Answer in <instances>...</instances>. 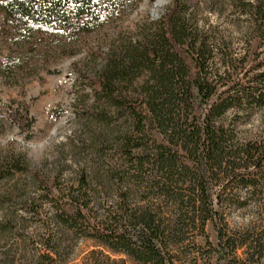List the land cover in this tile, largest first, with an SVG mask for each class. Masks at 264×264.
Segmentation results:
<instances>
[{"label": "rangeland", "instance_id": "rangeland-1", "mask_svg": "<svg viewBox=\"0 0 264 264\" xmlns=\"http://www.w3.org/2000/svg\"><path fill=\"white\" fill-rule=\"evenodd\" d=\"M156 1L125 0L99 28L68 38L21 32L0 11V264H36L43 253L36 247L47 209H35L37 215L25 212L37 196L36 172L56 178L62 187L74 183L81 172L88 174L92 202L98 208L113 203L117 188L129 189L133 203L151 201L161 228L173 231L164 245L174 264H256L258 258L264 260V189L259 196L229 182V192L212 206L213 221L201 227L192 222L197 207L190 202L192 176L183 179L187 184H178L176 199L159 197V192L149 189L156 183L151 145L143 141L146 147L133 150L130 160L125 158L120 149L129 121L93 100L87 79L102 69L104 56L110 51L118 53L139 33L152 35L158 30L157 24L171 6L167 0L154 16ZM247 1L182 0L173 22L186 32L203 31L220 39L222 49L239 58L249 40L242 14ZM25 110L28 127L22 130L8 119ZM236 117L234 112L225 116V124L233 130L232 144L264 137V108ZM134 157L145 164L132 166ZM258 183L264 188L261 179ZM48 228L56 231L53 226ZM219 233L230 239V248L224 252H219ZM60 239L56 246L60 260L53 255L52 264H138L80 234H63ZM242 241L252 249L241 246Z\"/></svg>", "mask_w": 264, "mask_h": 264}, {"label": "trees", "instance_id": "trees-1", "mask_svg": "<svg viewBox=\"0 0 264 264\" xmlns=\"http://www.w3.org/2000/svg\"><path fill=\"white\" fill-rule=\"evenodd\" d=\"M124 2L0 0V11L21 32L68 38L99 28ZM181 2L170 0L171 8L157 24L158 30L152 35L139 33L118 53L110 51L102 69L87 80L95 103L112 107L129 121L120 149L123 156L130 160L133 150L146 147L143 141L151 145L156 183L150 190L176 199L178 184H187L183 179L192 176L190 202L197 205L192 222L204 227L213 221L212 206L229 192V182L259 196L264 189L258 183L259 179L264 182V137L234 145L233 130L225 124L229 112L238 118L239 113L264 108V0L242 5L249 40L239 58L228 55L220 39L178 28L173 21ZM8 120L22 130L28 127L26 110ZM130 162L132 166L145 164L138 157ZM218 175L221 181L212 183ZM34 179L37 196L25 212L37 215L35 209H47L36 247L43 253L36 264H52L53 255L60 260L56 246L63 234H80L138 264H174L164 245L173 231L161 228L151 201L133 203L129 189L117 188L113 203L98 208L92 202L90 177L84 172L63 187L56 178L40 172ZM180 200L184 202L185 197ZM54 240L57 245H52ZM218 240L219 252L230 248V239L221 233ZM248 244L242 241L240 245L252 249ZM261 258L256 264H264Z\"/></svg>", "mask_w": 264, "mask_h": 264}, {"label": "bare ground", "instance_id": "bare-ground-1", "mask_svg": "<svg viewBox=\"0 0 264 264\" xmlns=\"http://www.w3.org/2000/svg\"><path fill=\"white\" fill-rule=\"evenodd\" d=\"M166 1L167 0H157L156 1V7L154 8V10H153V12H152V14L155 16L157 13H158V11H159V9L162 7V6H164L165 4H166Z\"/></svg>", "mask_w": 264, "mask_h": 264}, {"label": "water", "instance_id": "water-1", "mask_svg": "<svg viewBox=\"0 0 264 264\" xmlns=\"http://www.w3.org/2000/svg\"><path fill=\"white\" fill-rule=\"evenodd\" d=\"M154 7H155V5H154ZM154 9V8H153ZM152 12H153V10H152Z\"/></svg>", "mask_w": 264, "mask_h": 264}]
</instances>
